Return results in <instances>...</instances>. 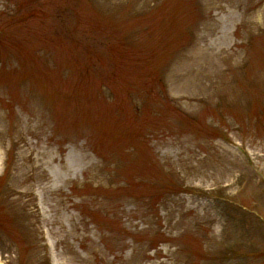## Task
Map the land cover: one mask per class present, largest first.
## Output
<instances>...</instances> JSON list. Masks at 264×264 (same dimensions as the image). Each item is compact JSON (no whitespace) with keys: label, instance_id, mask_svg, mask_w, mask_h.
<instances>
[{"label":"rangeland","instance_id":"374dc122","mask_svg":"<svg viewBox=\"0 0 264 264\" xmlns=\"http://www.w3.org/2000/svg\"><path fill=\"white\" fill-rule=\"evenodd\" d=\"M0 264H264V0H0Z\"/></svg>","mask_w":264,"mask_h":264},{"label":"trees","instance_id":"16d2710c","mask_svg":"<svg viewBox=\"0 0 264 264\" xmlns=\"http://www.w3.org/2000/svg\"><path fill=\"white\" fill-rule=\"evenodd\" d=\"M63 15H65V13H63L61 16L59 15V17L62 19V16H63ZM60 18H59V19H60ZM62 20H63V19H62Z\"/></svg>","mask_w":264,"mask_h":264}]
</instances>
